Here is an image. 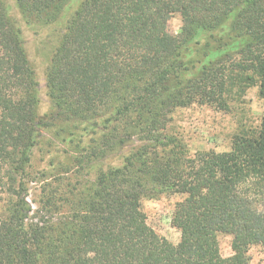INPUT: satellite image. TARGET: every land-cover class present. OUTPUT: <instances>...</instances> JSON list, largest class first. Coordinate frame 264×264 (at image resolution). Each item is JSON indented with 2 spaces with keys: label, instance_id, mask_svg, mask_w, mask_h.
Listing matches in <instances>:
<instances>
[{
  "label": "trees",
  "instance_id": "obj_1",
  "mask_svg": "<svg viewBox=\"0 0 264 264\" xmlns=\"http://www.w3.org/2000/svg\"><path fill=\"white\" fill-rule=\"evenodd\" d=\"M13 2L26 22L62 27L41 115L22 29L0 0V264H248L250 247L264 249V116L227 152L190 155L167 132L173 111L228 113L251 87L264 104V0ZM47 132L68 162L50 178L31 169ZM162 194L183 196L175 245L140 208Z\"/></svg>",
  "mask_w": 264,
  "mask_h": 264
},
{
  "label": "rangeland",
  "instance_id": "obj_2",
  "mask_svg": "<svg viewBox=\"0 0 264 264\" xmlns=\"http://www.w3.org/2000/svg\"><path fill=\"white\" fill-rule=\"evenodd\" d=\"M12 7V15L22 29L23 39L29 61L35 69L39 83L40 114L49 110V103L45 96L44 72L48 60L55 46L60 22L57 26L40 28L38 23L31 20L26 22L14 7L13 0H6ZM63 21V20H62ZM181 19L174 14L168 21V29L172 35L180 31ZM264 116V104L258 97L257 87H251L241 103L234 106L232 111L225 113L209 106L193 105L177 109L170 115L167 132L174 135L185 147L190 155L197 151L227 152L230 150L232 137L241 129L256 128ZM63 145L55 141L52 132L43 133L40 144L34 148L31 157L33 171H45L48 178L56 173L60 162L67 165ZM52 162V165H51ZM68 175L67 177H69ZM36 184H29V197H34ZM183 199L178 194H162L141 200L140 208L146 218V224L159 236L172 244H177L180 233L170 224L175 203ZM33 205V204H32ZM35 207L33 206V209ZM1 209V204H0ZM220 255L223 258L231 256V236L219 234L217 236ZM248 264H264V249L253 246L248 249Z\"/></svg>",
  "mask_w": 264,
  "mask_h": 264
}]
</instances>
